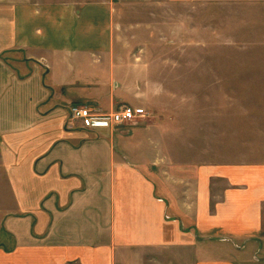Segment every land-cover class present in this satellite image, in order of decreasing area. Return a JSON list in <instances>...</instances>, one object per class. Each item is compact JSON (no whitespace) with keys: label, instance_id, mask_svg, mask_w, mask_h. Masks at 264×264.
Masks as SVG:
<instances>
[{"label":"crops","instance_id":"crops-1","mask_svg":"<svg viewBox=\"0 0 264 264\" xmlns=\"http://www.w3.org/2000/svg\"><path fill=\"white\" fill-rule=\"evenodd\" d=\"M116 10L0 0V264H264V162L173 157L71 119L142 99Z\"/></svg>","mask_w":264,"mask_h":264},{"label":"rangeland","instance_id":"rangeland-1","mask_svg":"<svg viewBox=\"0 0 264 264\" xmlns=\"http://www.w3.org/2000/svg\"><path fill=\"white\" fill-rule=\"evenodd\" d=\"M113 1L115 31H136L125 37L142 97L132 104L146 111L114 127L127 140L169 141L173 157L264 162V0Z\"/></svg>","mask_w":264,"mask_h":264},{"label":"built area","instance_id":"built-area-1","mask_svg":"<svg viewBox=\"0 0 264 264\" xmlns=\"http://www.w3.org/2000/svg\"><path fill=\"white\" fill-rule=\"evenodd\" d=\"M71 119L80 121L84 128H111L146 114L144 108L123 105L110 112H101L86 105H72Z\"/></svg>","mask_w":264,"mask_h":264}]
</instances>
